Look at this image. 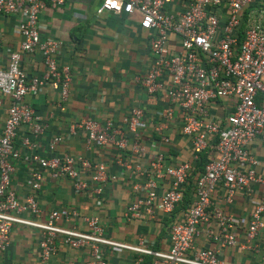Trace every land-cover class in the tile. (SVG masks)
<instances>
[{"label":"built area","instance_id":"2783aa9c","mask_svg":"<svg viewBox=\"0 0 264 264\" xmlns=\"http://www.w3.org/2000/svg\"><path fill=\"white\" fill-rule=\"evenodd\" d=\"M171 1L102 0L95 11L136 18L138 27L151 34L148 41L151 66L135 81L148 98H160L169 104L161 113L162 124L155 126V130L160 132L164 122L171 120L176 111L181 123L180 134L189 138L193 160L202 151L213 150V157L193 177L190 201L181 210L180 219L169 223V248L160 252L145 248L140 240L128 245L104 238L94 216L83 218L88 229L85 233L62 227L61 222L76 216L73 210H51L44 222L21 217L24 213L36 217L39 209L32 195L20 200L10 186L12 162L20 157L12 147L19 126H25L32 138L31 141L28 137L21 139L22 153L52 178L68 179L75 193L86 189L81 180L84 172L93 171L92 182H104L106 165L92 164L67 154L42 157L35 152L34 139L43 133L45 124L22 98L48 85L57 92L59 102H65L70 72L68 66L58 65L55 59L62 42L39 38L37 17L44 0H0V14L18 17L15 29L20 36L19 52L39 53L44 68L39 78H27L19 66V53L12 51L8 53L6 66L0 69V95L8 99L0 130V252L8 246L11 227L20 225L39 231L37 255L41 264L54 254V240L58 237L70 248L89 246L88 264H105L98 252L99 245L149 256V264H223L216 250L192 247L198 224L208 220L215 222L217 233L209 232V235L219 247L257 250L255 239L264 238V179L256 176L253 168L257 162L245 147L252 140L264 143V0H260L258 8L250 10L245 8L254 0H181V9L176 13L166 11ZM47 2L50 8H56L64 0ZM170 36L175 39V48L169 47ZM218 99L232 101L229 113L221 120L208 112V105ZM142 117L143 109L135 106L122 118L120 127L111 120L100 124L90 117L68 127L70 134L76 130L82 132L87 148L94 145L116 149L117 164L130 176L142 178L141 183L132 185L131 192L142 191L144 195L125 207L122 217L126 222L142 216L152 218L155 212L169 217L183 201V186L191 168L187 162L165 166L161 154L144 170L128 163V156L144 154L138 132ZM122 128L130 138L123 135ZM160 141L167 144L168 138L161 135ZM59 142L58 136L50 138L47 150H53ZM30 177V190H38L42 180L40 172L32 171ZM163 179H167V186L158 191ZM252 184L261 185L262 196L249 215L244 241L237 244L230 232V216L211 198L215 189L222 187L223 201L229 204L234 193L248 195Z\"/></svg>","mask_w":264,"mask_h":264},{"label":"crops","instance_id":"0c3cea01","mask_svg":"<svg viewBox=\"0 0 264 264\" xmlns=\"http://www.w3.org/2000/svg\"><path fill=\"white\" fill-rule=\"evenodd\" d=\"M102 0H64L60 7L50 8L47 0L37 17L40 39H53L62 42L56 54L58 65L69 68L70 82L65 102H59L58 94L48 85L37 93H27L22 102L33 110L45 124L44 131L34 139L35 152L42 157H58L67 154L81 157L92 164L106 165L107 179L102 183L90 180L93 171L81 174L86 189L75 193L71 182L64 176L52 178L45 170H39L27 155L22 153L20 141L28 137V129L19 126L16 130L12 147L20 153L13 161L10 186L17 198L24 200L28 194L35 199L39 213L36 217L24 213L21 217L44 222L51 210L74 211L76 216L60 225L67 229L85 233L88 231L83 218L94 216L102 229L104 238L121 244L135 245L140 240L142 246L151 251L165 252L169 248L168 226L170 221L180 219L181 207H177L168 217L155 212L152 218L142 216L126 222L123 217L125 207L144 193L133 194L131 187L141 183L142 178H134L128 171L117 164L118 153L111 147L90 146L84 143L83 134L76 130L73 134L68 127L81 118L90 117L102 124L111 120L115 126H121L122 118L135 106L143 109V117L138 128L139 142L144 147L141 157L128 156V163L140 170L148 167L149 162L158 154L163 157V164L176 165L187 162L190 165L189 178L183 190L191 196L193 177L199 171L200 157H213V150L202 151L197 160L190 155V140L180 134V119L175 111L173 118L164 122L158 132L155 126L162 124L161 113L169 107L166 100L148 98L139 87L135 78L142 76L151 66L152 57L148 50L149 32L141 30L136 18L110 12L96 14ZM260 0H254L245 10L258 8ZM181 9V0H172L166 11L176 13ZM18 17L13 14H0V69L7 63L8 53L15 51L20 55L19 66L27 78H39L43 73L41 56L34 52L20 53V36L16 32ZM170 48H175V39L169 37ZM8 99L0 95V130L2 128ZM230 99H218L208 105L209 115L221 120L230 111ZM124 131V129L122 128ZM126 138L130 136L124 131ZM168 138V143L160 141V136ZM58 136L60 142L49 151L46 145L50 138ZM257 164L253 168L256 176L264 179V143L252 140L246 147ZM32 171H39L42 177L39 188L30 190ZM113 178V179H110ZM167 179L160 181V189L166 188ZM99 189L98 192L95 190ZM225 190L217 187L211 201L217 202L221 209L230 216V232L237 244L244 241V232L249 215L256 201L262 196L261 185L252 184L248 195L234 193L231 203L223 201ZM217 233L213 220L201 222L196 228L192 241L193 249H214L217 258L223 264H264V238L255 239L256 251L241 250L235 247H219L209 235ZM39 231L20 225H13L8 235V246L0 252V264H41L37 255ZM55 252L44 264H88L91 261L90 248H70L55 238ZM98 252L105 264H149L150 257L137 253L98 246Z\"/></svg>","mask_w":264,"mask_h":264},{"label":"trees","instance_id":"16d2710c","mask_svg":"<svg viewBox=\"0 0 264 264\" xmlns=\"http://www.w3.org/2000/svg\"><path fill=\"white\" fill-rule=\"evenodd\" d=\"M206 159H205V154H203L201 157H200V168L199 170L201 169V166L205 163ZM190 201V196L186 195L185 192H184V197H183V201L182 203L179 205V207H181V210H183L184 208H186V206L188 205Z\"/></svg>","mask_w":264,"mask_h":264}]
</instances>
